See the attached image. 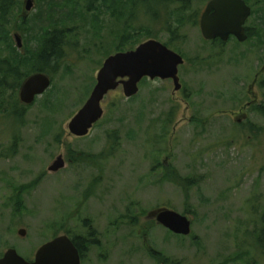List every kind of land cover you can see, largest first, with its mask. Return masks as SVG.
I'll use <instances>...</instances> for the list:
<instances>
[{
    "label": "rangeland",
    "instance_id": "rangeland-1",
    "mask_svg": "<svg viewBox=\"0 0 264 264\" xmlns=\"http://www.w3.org/2000/svg\"><path fill=\"white\" fill-rule=\"evenodd\" d=\"M131 1L35 0L25 18L26 0L0 9L1 70L37 72L48 32L75 30L51 86L32 104L19 98L27 77L0 84V257L16 248L31 259L69 233L83 239L82 264H264V89L249 92L264 61L238 58L250 43L221 49L206 42L187 22L202 8L181 11L174 23L184 22L186 33L176 43L185 58L180 90L172 79L147 78L128 98L119 86L88 135L70 132L104 59L147 38L141 26L154 20ZM250 1L264 23V0ZM257 53L264 58L263 44ZM59 155L64 168L49 171ZM159 208L186 215L191 233L150 218Z\"/></svg>",
    "mask_w": 264,
    "mask_h": 264
},
{
    "label": "water",
    "instance_id": "water-1",
    "mask_svg": "<svg viewBox=\"0 0 264 264\" xmlns=\"http://www.w3.org/2000/svg\"><path fill=\"white\" fill-rule=\"evenodd\" d=\"M34 0H26V9L30 10ZM213 14H210L211 10ZM250 13V7L244 0H212L203 14L201 28L208 39L216 36L227 38L234 33L241 40L244 35L243 22ZM231 24V25H229ZM21 47L20 38L17 37ZM185 62L183 56L159 40L150 39L136 48L118 51L105 58L99 68L97 82L84 105L70 119L68 127L75 136L87 135L94 124L104 115L102 102L111 90L123 87L124 94L130 98L138 94L140 82L145 78L172 79L174 89L182 88L179 67ZM51 77L43 72L34 73L23 82L19 96L23 103L32 104L50 86ZM65 166L63 155H59L49 166V171L57 172ZM149 217L172 232L181 235L191 233V220L184 214L170 208H159L150 212ZM19 234L26 235L25 229ZM0 264H81V253L67 234H61L42 244L33 260L23 257L16 248H9L0 258ZM166 264V263H162Z\"/></svg>",
    "mask_w": 264,
    "mask_h": 264
},
{
    "label": "flooded vegetation",
    "instance_id": "flooded-vegetation-1",
    "mask_svg": "<svg viewBox=\"0 0 264 264\" xmlns=\"http://www.w3.org/2000/svg\"><path fill=\"white\" fill-rule=\"evenodd\" d=\"M203 1L204 0H132L131 7H136L140 9L142 12L144 11L147 15H150L154 20L152 24H149L150 26H146V25L141 26V28H143V31L147 33V38L143 40L142 42L150 40V39L159 40L163 42L165 45H167L169 48H171L172 50L182 55V51L176 46V43L182 42L181 39H183L186 36V33L182 31L184 22L178 23L174 27V23L175 22L177 23L176 18L179 20V17H180L179 13L181 11L189 10L190 12L191 9H201L202 8L203 10L200 16L195 15L199 11L193 12L192 15L188 16L187 22L191 24L192 26L196 25L200 27L203 39H205L206 42L208 43L210 42V45L217 46L221 49L223 47L226 48L227 47L226 45L231 41L234 42L236 47L237 46L241 47L240 45H246V44L248 45L250 43L251 47L249 49V53L243 56L237 55L238 58H242L244 61H247V60L252 61L251 60L252 58H257L258 60L264 61V58H260L257 53V47H259V44L261 43L264 45V23L260 24L258 21H255V18L257 17V11H256L257 9H253V6L250 0H244L246 5L250 7V13L246 16L242 24L243 29H244V35L246 37L244 40H241L234 33L228 34L227 38H223L222 36H219V35L214 38H210V39L206 38L202 32L201 21H202L203 14L206 12L209 3L212 0H207L206 4L201 7V4ZM157 5L162 7V9H158L159 13L154 10L156 9L155 7ZM148 9H151V11L149 12ZM30 10L26 11L24 18L27 16L28 14L27 12H29ZM213 13H214V10L212 9L210 11V14H213ZM259 25H261V27ZM163 32L168 36L165 42L161 40L162 35H164V34L161 35V33ZM224 51H225L223 53L224 56L229 57L225 49ZM255 74H256L254 77L255 79L253 80V83H252L253 85H251L249 88V92L251 93L253 92V87H256V86H258L259 89H264V63L261 66L260 70L259 71L257 70ZM253 102L254 101L252 98L251 101L247 102L248 104L247 107H251ZM260 109L264 111V104L261 105ZM77 237L78 239H80V245L83 249L84 248L83 239L81 236H77ZM81 258H83L82 253H81Z\"/></svg>",
    "mask_w": 264,
    "mask_h": 264
},
{
    "label": "trees",
    "instance_id": "trees-1",
    "mask_svg": "<svg viewBox=\"0 0 264 264\" xmlns=\"http://www.w3.org/2000/svg\"><path fill=\"white\" fill-rule=\"evenodd\" d=\"M10 5H11V0H0V9L6 11L7 9H9ZM132 9H136V7H132ZM134 28L135 27L131 26L130 29L132 30V32H138V31H134ZM74 34H75V30L73 27H66V28L55 27L51 29L43 41V46L38 56L39 65L37 67V71H42L49 75L52 74L53 73L52 69L54 65H57L64 60L63 58L65 56V52H64L65 45L69 42L68 40H70V38ZM134 47L135 45H130L129 47L121 45L119 46V50H126ZM4 63H8V62L6 61ZM1 66L3 68L4 65L0 64V68ZM18 68L19 66H12L10 68H6L3 70L0 69V74L2 75V81L0 84L7 83V81L9 80L10 81L12 80L13 83L17 82L19 84L28 75H30V74H26L23 76L21 71L18 70ZM14 87L15 84L12 85L11 88L13 89ZM17 105H21L19 100L16 101L15 114L17 115L18 118H21L23 116V110L25 109V107L24 106L18 107ZM186 182L188 183L190 182V180H186ZM71 236L73 237V240L76 243L77 247L79 248L80 252L83 254V249L80 245V239H78V237L75 235H71Z\"/></svg>",
    "mask_w": 264,
    "mask_h": 264
}]
</instances>
